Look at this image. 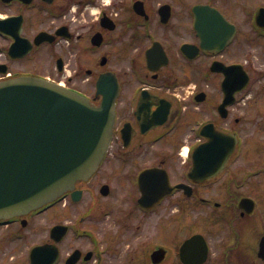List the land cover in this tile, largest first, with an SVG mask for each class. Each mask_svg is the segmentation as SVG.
<instances>
[{
  "label": "flooded vegetation",
  "instance_id": "af4514ba",
  "mask_svg": "<svg viewBox=\"0 0 264 264\" xmlns=\"http://www.w3.org/2000/svg\"><path fill=\"white\" fill-rule=\"evenodd\" d=\"M198 5L212 8L196 12ZM263 6L0 0V80L45 77L99 103L105 76L116 109L109 149L89 180L52 204L0 219V264H32L34 247L44 244L56 247L54 264H264V143L252 140L264 114L256 83L264 67L254 53L256 38L264 39L255 23ZM222 16L232 32L224 45ZM231 65H242L248 81L223 105ZM233 76L240 79V66ZM218 132L231 140L219 141ZM96 177L87 210L49 226L36 221L83 201ZM112 214L115 228L110 221L102 231L99 223L85 227L88 217ZM55 225L64 233L54 235Z\"/></svg>",
  "mask_w": 264,
  "mask_h": 264
},
{
  "label": "water",
  "instance_id": "95a60500",
  "mask_svg": "<svg viewBox=\"0 0 264 264\" xmlns=\"http://www.w3.org/2000/svg\"><path fill=\"white\" fill-rule=\"evenodd\" d=\"M257 22L264 27V8L258 11ZM225 27V21L217 27L224 40ZM240 78L243 87L247 77ZM235 82L229 76L225 89L235 88ZM99 86L104 99L97 105L76 91L37 77L0 81V219L51 202L98 169L115 121L114 96L105 91L104 78ZM218 135L219 141L231 140ZM61 229L55 226L53 233ZM49 246L33 250V264L56 261L57 249L51 251Z\"/></svg>",
  "mask_w": 264,
  "mask_h": 264
},
{
  "label": "rangeland",
  "instance_id": "374dc122",
  "mask_svg": "<svg viewBox=\"0 0 264 264\" xmlns=\"http://www.w3.org/2000/svg\"><path fill=\"white\" fill-rule=\"evenodd\" d=\"M257 3H259V1H257ZM263 49H264V39L261 37H257L256 42H255L254 53H255L256 65L259 66L260 68L264 67V52H262ZM258 71H259V69H257V72ZM256 83H257V91L264 95V78L263 77H260V79L256 78ZM263 126H264V114L263 115H257L255 138L252 140L254 141V143L256 141L262 140L261 142H258L259 145H262L264 143V133H262L263 132L262 131ZM254 129H255V126L251 125L249 127L248 132H249L250 136H253ZM263 158H264V155H263ZM97 179H98V177H96L91 183L88 184L89 186H88V189H87V192L85 194L83 201H81L77 204H74L73 207L67 208V210L65 212H58V213L44 212L40 215V217H38L36 219V221L40 222L43 226H49L57 218L63 217V219L67 220V219L72 218L74 214H78V213H81V212H84L85 210H87L91 206L92 202L94 201L93 196H94V190L96 189ZM101 199L104 201V198H101ZM114 218H115L114 214H112L111 216L108 215V216L88 217L87 221H86L87 224L85 225V227H88V226L95 224V223H99V224H101V226H99L98 228L102 231L103 230L102 226L107 224L109 221L114 226V222H112V220ZM155 220H156V218L153 219L149 224L151 231L145 230V232H144V234H147L149 237H152L153 235L151 233L156 230L157 224H156ZM114 228H115V226H114ZM41 235H44V233L41 232ZM38 236L39 235L36 234L35 238H33V240H35ZM147 248H148V246L145 245V252L147 251Z\"/></svg>",
  "mask_w": 264,
  "mask_h": 264
}]
</instances>
